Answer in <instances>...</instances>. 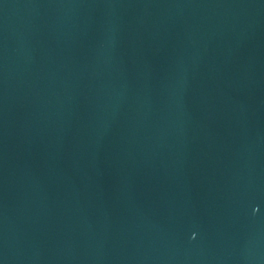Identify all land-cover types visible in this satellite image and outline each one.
I'll return each mask as SVG.
<instances>
[{
    "label": "water",
    "instance_id": "95a60500",
    "mask_svg": "<svg viewBox=\"0 0 264 264\" xmlns=\"http://www.w3.org/2000/svg\"><path fill=\"white\" fill-rule=\"evenodd\" d=\"M0 264H264V0H0Z\"/></svg>",
    "mask_w": 264,
    "mask_h": 264
}]
</instances>
